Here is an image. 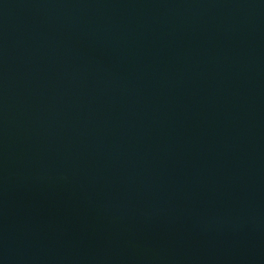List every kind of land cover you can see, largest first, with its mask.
I'll return each instance as SVG.
<instances>
[{"label":"water","instance_id":"water-1","mask_svg":"<svg viewBox=\"0 0 264 264\" xmlns=\"http://www.w3.org/2000/svg\"><path fill=\"white\" fill-rule=\"evenodd\" d=\"M0 264H264V0H0Z\"/></svg>","mask_w":264,"mask_h":264}]
</instances>
